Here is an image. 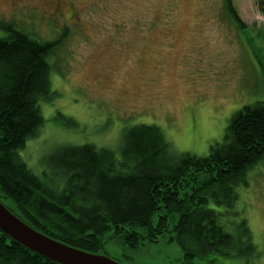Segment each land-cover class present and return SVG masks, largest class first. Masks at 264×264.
I'll return each instance as SVG.
<instances>
[{
    "label": "rangeland",
    "instance_id": "374dc122",
    "mask_svg": "<svg viewBox=\"0 0 264 264\" xmlns=\"http://www.w3.org/2000/svg\"><path fill=\"white\" fill-rule=\"evenodd\" d=\"M11 1L0 0V23L55 42L53 97L39 102L43 126L19 150L35 172L52 171L49 155L68 144L118 149L141 123L158 126L175 153L205 155L233 112L264 102V0H232L242 31L224 0H59L58 11L53 0ZM235 190L223 221L235 232L245 219L258 254L250 262L264 264V155ZM99 252L122 264H186L166 237L137 248L110 239Z\"/></svg>",
    "mask_w": 264,
    "mask_h": 264
},
{
    "label": "trees",
    "instance_id": "16d2710c",
    "mask_svg": "<svg viewBox=\"0 0 264 264\" xmlns=\"http://www.w3.org/2000/svg\"><path fill=\"white\" fill-rule=\"evenodd\" d=\"M224 9L242 31L232 0H224ZM0 28L6 34L0 37L4 206L36 230L87 252L100 254L110 239L137 248L166 237L186 264L198 258L216 264L222 257L252 264L258 254L245 219L232 232L223 217L237 199L235 187L264 155V102L233 112L222 139L205 155L175 153L158 126L141 123L128 127L118 149L68 144L49 155L52 171L35 172L19 150L37 137L41 105L53 97L48 56L55 42L35 40L11 23ZM0 264L56 263L0 232Z\"/></svg>",
    "mask_w": 264,
    "mask_h": 264
},
{
    "label": "water",
    "instance_id": "95a60500",
    "mask_svg": "<svg viewBox=\"0 0 264 264\" xmlns=\"http://www.w3.org/2000/svg\"><path fill=\"white\" fill-rule=\"evenodd\" d=\"M0 232L28 251L56 264H122L105 254L87 252L36 230L1 201Z\"/></svg>",
    "mask_w": 264,
    "mask_h": 264
},
{
    "label": "flooded vegetation",
    "instance_id": "af4514ba",
    "mask_svg": "<svg viewBox=\"0 0 264 264\" xmlns=\"http://www.w3.org/2000/svg\"><path fill=\"white\" fill-rule=\"evenodd\" d=\"M5 1H7V0H5ZM53 1H55V2L57 1L56 4H55V6L53 7V10L54 11H58L59 10V4H58V1L59 0H53ZM8 2H9V4H12V1L11 0H8Z\"/></svg>",
    "mask_w": 264,
    "mask_h": 264
}]
</instances>
